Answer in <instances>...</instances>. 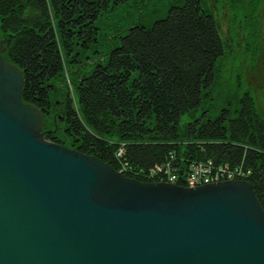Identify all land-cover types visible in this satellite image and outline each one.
Here are the masks:
<instances>
[{
    "label": "trees",
    "instance_id": "1",
    "mask_svg": "<svg viewBox=\"0 0 264 264\" xmlns=\"http://www.w3.org/2000/svg\"><path fill=\"white\" fill-rule=\"evenodd\" d=\"M129 1L0 0L6 58L24 71L23 99L44 112L45 129L57 125L48 138L115 169L128 164L140 181H152L143 172L171 154L184 167L243 164L264 209V106L256 94L245 93L234 113L213 118L205 110L182 121L202 109L228 48L219 22L200 0H186L151 28L103 34L101 18ZM59 93L62 101L51 100Z\"/></svg>",
    "mask_w": 264,
    "mask_h": 264
},
{
    "label": "water",
    "instance_id": "2",
    "mask_svg": "<svg viewBox=\"0 0 264 264\" xmlns=\"http://www.w3.org/2000/svg\"><path fill=\"white\" fill-rule=\"evenodd\" d=\"M0 39V264H264L249 181L144 182L48 138Z\"/></svg>",
    "mask_w": 264,
    "mask_h": 264
},
{
    "label": "rangeland",
    "instance_id": "3",
    "mask_svg": "<svg viewBox=\"0 0 264 264\" xmlns=\"http://www.w3.org/2000/svg\"><path fill=\"white\" fill-rule=\"evenodd\" d=\"M200 2L203 9L219 22L228 48L218 60L213 85L204 92L202 109L184 115L182 121H191L192 115L200 116L205 110H211L213 118L223 109L234 113L240 108L241 98L247 92L252 96L256 94L257 100L264 106V0ZM185 3L186 0H131L105 14L99 26L103 34H110L109 37L120 31L127 34L137 25L151 28L167 16L171 7H181ZM71 95L78 103L76 89ZM51 98L62 101L60 93ZM232 117H235L234 114Z\"/></svg>",
    "mask_w": 264,
    "mask_h": 264
},
{
    "label": "built area",
    "instance_id": "4",
    "mask_svg": "<svg viewBox=\"0 0 264 264\" xmlns=\"http://www.w3.org/2000/svg\"><path fill=\"white\" fill-rule=\"evenodd\" d=\"M124 147H122L117 156L123 157ZM122 172L128 173V164L122 165ZM147 178L158 177L161 180L178 183L181 182L190 187L205 185L222 180H235L247 178L250 171L245 169L243 164L230 167L229 165H217L213 161L193 163L187 170L181 169L175 163L174 156L166 163L157 165L144 171Z\"/></svg>",
    "mask_w": 264,
    "mask_h": 264
}]
</instances>
